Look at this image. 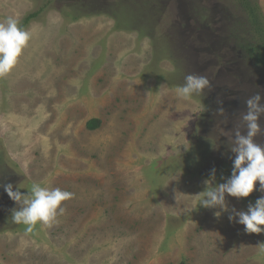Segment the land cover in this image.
Here are the masks:
<instances>
[{
  "label": "rangeland",
  "instance_id": "1",
  "mask_svg": "<svg viewBox=\"0 0 264 264\" xmlns=\"http://www.w3.org/2000/svg\"><path fill=\"white\" fill-rule=\"evenodd\" d=\"M249 2L257 22L243 0H0V22L30 33L0 77V185L73 193L26 232L0 186V264H264V233L236 215L264 196L258 181L226 193V209L199 205L231 178L246 101L264 105V68L247 55L264 0ZM188 74L210 89L179 98Z\"/></svg>",
  "mask_w": 264,
  "mask_h": 264
},
{
  "label": "clouds",
  "instance_id": "2",
  "mask_svg": "<svg viewBox=\"0 0 264 264\" xmlns=\"http://www.w3.org/2000/svg\"><path fill=\"white\" fill-rule=\"evenodd\" d=\"M30 40V33L19 27V22L13 17L0 22V77L9 74L18 62L23 49ZM211 84L206 76L188 74L183 85L176 88L177 96L188 100L195 95H201ZM260 94L246 101L247 112L243 115L247 132L241 134L237 130L234 146L231 151L235 154L231 178L215 189H209L200 200L199 205L205 208L221 206L226 209L225 194L236 198H246L253 193L257 181L259 191L264 193V146L254 142V137L262 130L258 122L264 114ZM220 111H223L221 109ZM213 175L215 169L212 170ZM7 195L19 207L12 210L11 219L16 224H24L26 232H31L38 223L50 225L57 220L58 215H64V201L72 198L73 193L60 188H47L33 183L27 194L19 190L13 191L11 183L0 185ZM217 216L220 213H216ZM238 223L244 225L246 233H264V196L249 205L247 212H238ZM234 217L230 216L229 220ZM259 251L264 253V243H260Z\"/></svg>",
  "mask_w": 264,
  "mask_h": 264
},
{
  "label": "trees",
  "instance_id": "3",
  "mask_svg": "<svg viewBox=\"0 0 264 264\" xmlns=\"http://www.w3.org/2000/svg\"><path fill=\"white\" fill-rule=\"evenodd\" d=\"M244 3L242 4L245 8V10L248 13V16L251 17L252 20H254V22L259 21V15L257 14V12L254 10V8H256L255 5H252L249 1L251 0H243ZM89 5V4H88ZM96 7H94L93 9H96ZM91 14V13H90ZM89 15V14H88ZM36 16V14H32L30 16L27 17V19L24 21V23L22 24V26H24L28 21L34 19ZM118 19H120L118 16H116ZM264 23V22H263ZM261 29H263L261 27ZM259 36L261 37V42L259 43L260 45L258 47H250L249 45V51L247 53V55L251 56V59L255 62L256 65H258V67L255 65V67L257 68H264V30H262L259 33ZM247 46V47H248ZM98 127V121L96 120H92L89 122L88 124V128L89 129H96ZM180 264H184L183 262Z\"/></svg>",
  "mask_w": 264,
  "mask_h": 264
}]
</instances>
